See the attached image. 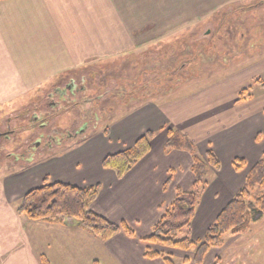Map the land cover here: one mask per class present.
<instances>
[{
    "label": "rangeland",
    "instance_id": "1",
    "mask_svg": "<svg viewBox=\"0 0 264 264\" xmlns=\"http://www.w3.org/2000/svg\"><path fill=\"white\" fill-rule=\"evenodd\" d=\"M203 1L149 0L144 36L164 38L148 40L147 50L129 59H110L85 67L80 74H71L68 79L75 75L78 85L81 76L86 80L84 92L75 97L77 104L55 97L49 101L58 108L44 106L53 89H42L44 85L39 84V89H33L26 72L45 66L35 57L38 47L33 61L26 44L20 57L0 51V132L14 131L8 141L0 139V264H42V257L51 264H118L108 256L104 241L75 223L57 226L34 222L17 211L25 195L44 184H94L97 176L92 166L121 148L116 143L108 144L103 135L110 136L106 128L120 111L128 109V104L150 99L163 90H179L181 96L215 104L230 102L251 88L249 92L255 99H264L260 92L264 87V9L261 15L258 11L264 7V0L263 4L229 1L213 10L206 9ZM10 40L19 46L18 37ZM22 69L26 71L22 73ZM34 115L36 122L32 120ZM42 123L48 124L45 129H40ZM84 125L85 130L73 140H53L57 130L66 136ZM40 134L51 135V145L40 147L32 155L27 144ZM70 155L78 157L77 163L82 161V165H72ZM214 177L212 174L211 181ZM254 197H264V189H257ZM188 236L193 242L203 239L197 232L187 235L186 231L179 239ZM224 241L222 247L209 252L205 264H264V218L248 233L228 234ZM195 251L196 246L188 253L194 258ZM170 258L175 264L184 263L179 256Z\"/></svg>",
    "mask_w": 264,
    "mask_h": 264
},
{
    "label": "crops",
    "instance_id": "2",
    "mask_svg": "<svg viewBox=\"0 0 264 264\" xmlns=\"http://www.w3.org/2000/svg\"><path fill=\"white\" fill-rule=\"evenodd\" d=\"M148 1H2L0 51L20 57L28 46L26 50L32 61L38 57L45 66L38 67L34 72L32 68L27 71L22 69V73L27 72L28 82L33 83V89H39L42 85V89H55L71 74H80L85 67H94L115 58L129 59L145 52L148 40L164 38L144 36L148 28ZM234 1L263 4V0L203 2L206 9L213 10ZM261 9L264 7L258 10L260 15ZM155 11L157 13L158 9ZM11 37H18L19 46L16 41L10 40ZM36 47L39 48L38 52ZM34 51L37 56L33 58ZM57 76L64 77L55 81ZM47 83L49 86L46 88ZM51 84L54 86L51 87ZM177 91L171 93L163 90L150 99L128 104V109L120 111L108 127L110 136L103 135L108 144L116 143L121 147L118 153L132 148L139 138L153 132L151 152L145 158L123 178H119L115 171L104 168L103 162H100L92 166L97 176L94 184H75L78 187L100 185L99 196L92 209L110 222H125L134 232V237L120 232L104 242L108 256L118 264H166L161 258H147L145 254L148 249L162 252L167 257L187 258V264H193V255L188 252L143 241L151 235L153 227L175 199L177 189L192 191L194 188L193 156L187 151H166L168 129L179 131L192 141L201 159L207 160V153L212 151L221 162V168L211 170L208 176V186L200 195L192 222L191 232H197L203 238L222 210L242 189L249 172L264 155V99L258 101L250 92L247 100L239 102L241 91L230 102L223 100L213 104L207 99L201 102L189 95L181 96ZM260 92L264 95V87ZM72 156L68 161L80 167L83 162L77 163L78 157ZM236 159L246 162L243 170L235 169L233 163ZM212 174L216 176L213 181L210 179Z\"/></svg>",
    "mask_w": 264,
    "mask_h": 264
},
{
    "label": "trees",
    "instance_id": "3",
    "mask_svg": "<svg viewBox=\"0 0 264 264\" xmlns=\"http://www.w3.org/2000/svg\"><path fill=\"white\" fill-rule=\"evenodd\" d=\"M2 1L9 0H0ZM258 83L262 84V81L259 80ZM250 89H245L240 93L239 102L250 97ZM153 137L154 133L148 132L139 138L132 148L108 155L102 163L103 167L115 171L119 178H123L151 152ZM165 148L167 152L187 151L193 156L194 188L192 191L177 189L175 199L155 224L151 235L143 241L185 253L196 246L194 264H204L212 249L224 245L226 235H244L248 233L253 224L264 218V197H254L257 189H264V155L249 172L242 189L208 228L204 238L199 242H193L189 236L182 240L179 236L184 231L190 235L200 195L208 186V176L211 170L221 168V162L212 151L207 153V160L198 157L193 142L179 131L172 129H168V141ZM233 165L237 171H241L246 167V162L243 159H236ZM100 189V185L78 187L63 183L44 184L25 195L17 212L34 222L61 226L75 223L81 230L104 242L120 232L134 237V232L125 222L120 224L110 222L92 209ZM145 256L149 259L161 258L166 264H175L162 252L148 249ZM187 261L188 259L185 258L184 263ZM42 264L51 263L48 258L42 257ZM93 264H100V262L95 261Z\"/></svg>",
    "mask_w": 264,
    "mask_h": 264
},
{
    "label": "flooded vegetation",
    "instance_id": "4",
    "mask_svg": "<svg viewBox=\"0 0 264 264\" xmlns=\"http://www.w3.org/2000/svg\"><path fill=\"white\" fill-rule=\"evenodd\" d=\"M74 77H76L74 75ZM72 77L70 79H67L64 83V85H60L58 87H56L55 89H53V92H49L46 96V101H45V105L46 106L47 104H49L50 106H52L53 108H58L59 105L56 104V103H50V101H53V98L55 97H59L60 100H67V99H70V101H72L74 104H77V100H76V96H78L79 93H83L84 90H85V87H84V83H85V76H81L80 77V82L81 84L78 85L76 84V80L75 78ZM50 100V101H49ZM96 116V115H95ZM97 117V116H96ZM95 117V118H96ZM34 122L38 121V118L36 115H34L33 119H32ZM96 120H99V119H96ZM47 123H42L40 125V129H45L47 127ZM87 127V125H84L80 131H75L74 134H72L71 132L68 133V135L64 136L65 133H61V131L57 130L55 131L56 132V135L54 136L53 140L54 141H58V142H62V140H58L60 138H63L65 142L66 140H73L75 138L78 137V135L80 134V132L83 130H85V128ZM14 131H11V130H6L4 132H0V139H3V140H6L8 141L11 136L13 135ZM78 133V134H77ZM50 136L51 135H44V134H40V136L33 142H31L30 144L28 143V152H32V155H34V152L37 151L40 147L44 146L45 148H49V146L51 145V142H49V139H50ZM64 136V137H62ZM2 148H0V151H1ZM3 168V164H2V158H1V155H0V169Z\"/></svg>",
    "mask_w": 264,
    "mask_h": 264
}]
</instances>
